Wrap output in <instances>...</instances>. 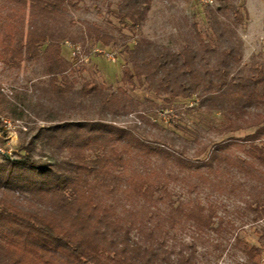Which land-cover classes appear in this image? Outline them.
I'll use <instances>...</instances> for the list:
<instances>
[{"label":"trees","instance_id":"trees-1","mask_svg":"<svg viewBox=\"0 0 264 264\" xmlns=\"http://www.w3.org/2000/svg\"><path fill=\"white\" fill-rule=\"evenodd\" d=\"M9 1L28 8L27 28L24 31V14L12 11L0 18V60L5 65L40 62L48 79L34 87L33 103L25 93L5 94L0 82V110L13 119L31 113L48 125L39 126L23 146L25 154L12 160L13 168L23 171L28 166L32 174L19 172L13 182L0 184V264H196L194 239L211 232L220 247L233 228V222L218 215L217 200L204 202L199 197L205 186L238 198L254 211L255 219L264 217V126L246 134L244 140L252 142L245 156L235 160L240 175L229 179L223 171L231 157L221 151L222 143L204 158L190 159L182 153L184 136L170 132L154 146L137 139L107 119L105 101L96 104V117L89 118L82 98L95 97L100 89L84 85L74 92L59 83L71 63L60 53L58 35L36 22L37 15L60 13L64 0ZM221 2L218 9L227 8L235 23L243 22L247 10ZM224 53L228 60L216 71L219 89L230 82L227 78L239 75L236 48ZM195 56L191 48H159L144 58L146 70L138 79L142 83L144 75L143 81L158 93L190 98L207 85ZM235 81V109L246 108L245 99L264 101L263 65ZM204 101L205 96L194 108L206 107ZM226 115L230 118V112ZM36 143L45 151L34 157ZM152 155L172 158L175 167L155 172L145 166ZM171 183L184 188L186 196L174 198ZM24 185L30 190L28 197L15 192ZM185 231L192 233L188 242L180 239ZM255 232L264 244V226ZM234 246L244 258L242 264H262V245L235 236Z\"/></svg>","mask_w":264,"mask_h":264},{"label":"rangeland","instance_id":"rangeland-1","mask_svg":"<svg viewBox=\"0 0 264 264\" xmlns=\"http://www.w3.org/2000/svg\"><path fill=\"white\" fill-rule=\"evenodd\" d=\"M219 2L221 0H64L60 13L37 15L36 22L39 27L47 26L46 29L58 35L60 53L71 63L59 76V83L72 87L74 92L84 85L100 89L97 96L82 98L90 109L89 118L96 117V104L105 101L110 112L107 119L115 126L126 128L137 139L154 146L166 140L170 132L184 136L187 141L182 153L190 159H202L213 146L222 143L221 151L231 157L223 177L230 179L240 175L235 160L245 156L252 142L244 140L246 134L264 126V101L245 99L246 108L232 106L238 96L235 80H243L256 65L264 66V0H224L228 5L239 6L243 13L247 10L240 24L232 20L227 8H217ZM12 11L25 15L26 31L28 8L23 10L9 0H0L1 19ZM231 46L238 51L239 75L227 78L230 82L219 89L216 71L227 62L224 52ZM159 48L194 49L197 66L205 74L206 87L190 98H181L149 88L143 81L144 75L140 83L138 74L146 70L144 58ZM106 54H111L114 60ZM209 77L215 79L210 82ZM47 79L40 62L23 60L17 65H5L0 60V82L3 92L9 96L14 92L25 93L27 102L33 103L30 96L34 87ZM204 96V106H210L211 110L194 108ZM226 112H230V118ZM0 116L9 122L0 119V184L4 185L13 182L19 172L32 174L28 166L21 168L23 171L13 168L12 160L25 154L23 146L39 126L48 123L31 113L13 119L0 110ZM261 138L264 139V131ZM174 144L182 149L179 143ZM42 150L45 151L36 143L34 157ZM134 163L138 165L135 160ZM145 166L154 168L157 173L175 167L172 158L159 155L146 158ZM14 189L22 197L30 195L26 185ZM170 190L174 198L187 194L176 183L170 184ZM203 190H199V197L204 202L217 200L218 215L233 222V228L229 239L220 247L215 246L211 232L204 239H194L195 263L242 264L244 258L234 246L237 236L262 245L261 262L264 264V244L255 232L264 226V217L255 219L254 211L245 208L241 200L219 194L214 187L205 186ZM191 194L195 196L196 192ZM164 206L160 203L161 209ZM191 238L190 231L180 236L182 242Z\"/></svg>","mask_w":264,"mask_h":264},{"label":"built area","instance_id":"built-area-1","mask_svg":"<svg viewBox=\"0 0 264 264\" xmlns=\"http://www.w3.org/2000/svg\"><path fill=\"white\" fill-rule=\"evenodd\" d=\"M109 56L110 59L114 60V57L111 54H106ZM0 119L3 120L5 123H9L6 119L0 116Z\"/></svg>","mask_w":264,"mask_h":264}]
</instances>
